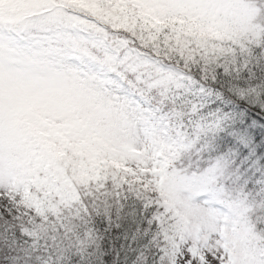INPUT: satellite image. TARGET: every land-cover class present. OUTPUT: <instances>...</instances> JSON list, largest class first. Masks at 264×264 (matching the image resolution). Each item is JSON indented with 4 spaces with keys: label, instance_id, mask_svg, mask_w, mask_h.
Returning a JSON list of instances; mask_svg holds the SVG:
<instances>
[{
    "label": "snow or ice",
    "instance_id": "snow-or-ice-1",
    "mask_svg": "<svg viewBox=\"0 0 264 264\" xmlns=\"http://www.w3.org/2000/svg\"><path fill=\"white\" fill-rule=\"evenodd\" d=\"M0 264H264V0H0Z\"/></svg>",
    "mask_w": 264,
    "mask_h": 264
}]
</instances>
